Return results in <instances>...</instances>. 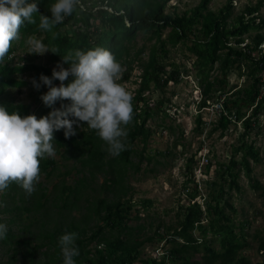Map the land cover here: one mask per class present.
I'll list each match as a JSON object with an SVG mask.
<instances>
[{
	"label": "trees",
	"instance_id": "obj_1",
	"mask_svg": "<svg viewBox=\"0 0 264 264\" xmlns=\"http://www.w3.org/2000/svg\"><path fill=\"white\" fill-rule=\"evenodd\" d=\"M171 0H80L72 15L67 16L63 23L55 25L50 31L39 28L40 14L49 15V8L56 0H34L39 12L33 14L35 23H25L20 27V38L11 43L9 53L0 61V106H4L9 113L16 111L21 116L34 114L29 104L9 101L8 90L33 86V83L18 79V75L40 76L43 74L51 78L50 69L35 64L37 55L26 54L16 60V51L22 47L27 38L35 35L41 39L49 49H55L56 54L47 52L50 60L57 64L62 63V57L77 49L86 51L95 47L108 49L121 64L123 72L119 81L127 82L134 69L133 64L139 62L141 73L138 88L132 100L133 119L126 126V136L123 138L125 150L118 155L107 151V145L97 135L95 130L89 129L84 122L80 126L74 125L76 135L65 138L64 130L55 131L54 141L59 148L65 147L74 166L77 164V177L72 185H67L62 179L59 184L53 185L54 202H62L68 210L76 209L81 200L88 202L87 215L80 221L83 227L70 224L66 227L67 233H76L75 246L79 255L74 257L76 264H134L141 255L140 248L154 238L138 240L134 237V228L128 226L130 220L131 201L123 199L125 188L123 180L128 170L139 171L143 161L151 158L145 154L149 138L154 133L146 126L147 121L158 114L163 118L173 115L172 108H165L169 100H157L150 105L146 94L152 91L164 92L170 83L179 84L182 73L180 67L169 60V48L183 45L193 57L191 69L201 88L202 98L199 108H205L210 103H220V113L217 124L213 125L208 136L221 130L227 131L231 124L241 122L244 132L241 133L239 144L233 148L227 163L219 164L214 172L212 185L217 190L211 191L198 202L196 173H192L195 156L187 159L186 167L191 171L188 182L194 183L191 192H188V203L181 207V217L176 225L166 229L167 235H158V241L165 240L170 244L169 249L159 259L141 260L143 264H250L249 260L239 256L246 247L245 241L235 233V225L226 213V208L234 211L226 196L229 190H240L238 178L241 171L250 181L251 188L257 190L258 196L264 205V188L256 180H251L252 167L250 161H261L259 152L252 144L245 141L246 136L259 127L261 113H264V19L259 14L264 7V0H257L254 5H248L233 16V0L217 11L208 9L210 0H202L194 9L181 15L176 13L165 14V8ZM31 2V0H30ZM169 29L165 35L164 32ZM137 40L149 42L148 46L136 48ZM147 51V58L142 60L141 55ZM67 68L69 65L64 64ZM235 71L238 77L245 76L250 84L243 88L237 85L228 88V75ZM216 72L215 76H210ZM72 77L65 81L70 83ZM53 80V83H59ZM40 83L36 89L35 101L45 89ZM35 88V87H34ZM216 99L215 102L211 100ZM57 103L67 104L69 101H57L52 108L44 103L42 115L57 109ZM176 110V109H175ZM195 131L202 134L206 123L200 117L196 119ZM163 129L173 132V128L164 126ZM181 139V138H180ZM176 140L174 144H177ZM141 144V150L136 147ZM182 145V144H181ZM238 153L241 158L236 159ZM137 158V163L133 158ZM40 175L50 178L57 168V162L52 157L40 160ZM206 172L210 169L207 160ZM103 172L109 176L100 187L114 194L113 199L96 198L88 193L92 191V183L97 173ZM65 174H70L69 171ZM203 175V176H204ZM201 176V182H204ZM206 184L207 181H206ZM40 187V184L37 185ZM21 187L13 182L3 191L2 198L10 200L16 196L23 202L22 206L14 205L15 215L10 223L22 219L23 213H30L32 209L39 211L45 207L48 197L45 192H32L23 198L18 192ZM102 189V190H103ZM20 195V196H19ZM90 195V196H89ZM145 205V204H144ZM56 206V205H55ZM47 211V208L45 209ZM95 218L93 232L87 236V223ZM34 221V220H33ZM206 221L207 224L202 222ZM197 233L200 237H196ZM43 241L31 246L29 239L19 241L7 228L5 238L0 243L9 252V263L16 261L19 253L27 259L28 264H35L40 249L45 252L54 247L44 264H63L59 237L63 235L62 228L55 233H42ZM219 242V250L213 248V241ZM242 237V236H241ZM256 237V236H255ZM260 239V238H259ZM100 247V248H98ZM258 252L264 264V236L259 240ZM199 260L192 261L193 256Z\"/></svg>",
	"mask_w": 264,
	"mask_h": 264
},
{
	"label": "rangeland",
	"instance_id": "obj_2",
	"mask_svg": "<svg viewBox=\"0 0 264 264\" xmlns=\"http://www.w3.org/2000/svg\"><path fill=\"white\" fill-rule=\"evenodd\" d=\"M202 0H171L165 8V14L176 13L178 15L197 7ZM227 0H210L208 3V9L217 11L219 8L226 4ZM257 0H233V16L244 9L248 5H254ZM264 19V7L261 8L259 13ZM167 29L163 37L168 33ZM148 46L149 42L144 40H137L136 48L141 46ZM28 46L25 44L19 47L16 54L15 62H18L19 57H23L28 54ZM28 52V53H27ZM169 60L177 64L180 70L185 71L182 73L181 81L179 84L170 83L164 92L152 91L146 94V98L149 100L150 105L163 97L169 100V103L165 105V108H172L174 110L173 115L169 113V117L163 118L162 114H158L153 119L147 121L146 126L150 128L154 133L149 138L146 145L145 154L151 158L149 162L143 161L139 165V171L135 172L134 169L128 170L125 179L123 180V186L125 188V194L123 199L131 201L130 220L128 226L134 228V237L138 240H144L147 238H154L151 242H146L141 248V255L139 260L134 264H143L141 260L147 259H159L163 257L164 253L169 249L170 244L165 240L158 241V235H167L165 230L172 228L176 225L177 220L181 217V207L188 202L187 194L192 191L194 183H189L190 170L186 167L187 159L191 156H195L194 166H192V173H196L197 182V200L203 203V199L212 190L216 191V186L212 185L214 181V172L216 167L221 163H227L231 157L233 148L239 143L240 135L244 132L241 122L237 124H231L227 131L221 134V130H218L208 136V132L211 127L217 124L219 114L211 112V105L205 108H199V103L202 98L201 88L195 78V72L191 69L193 57L187 52L183 45H178L175 48H169ZM143 61L147 58V51L141 55ZM35 64L41 65L48 69L53 70L56 66L47 53L43 56L37 55ZM139 62L133 64L134 69L131 73L129 81L120 83L132 96L135 90L138 88L139 75L141 69ZM58 70V69H57ZM217 73H211V77ZM17 78L32 83L35 79L36 82H40L39 77L28 74L18 75ZM59 83H53L54 86H59ZM250 84V80L245 76L238 77L235 71H231L228 75V90L237 85V87L243 88ZM43 85V83H41ZM45 86V85H44ZM22 93H18V89H9L8 99L14 104L22 103L29 104L37 118L46 116L48 113L42 115L43 102L40 97L48 91L45 86L44 91L39 97V102L35 101L34 95L36 88L30 86L22 87ZM216 99L211 100L215 102ZM61 107L60 103H57V109ZM176 109V110H175ZM198 116L202 123H206L202 134H198L195 131L196 119ZM260 128H254L245 138L248 144H252L259 152L261 161L259 163H253L250 161L252 167L251 180H256L260 187L264 188V113H261ZM86 125V123H85ZM171 126L173 132L167 129H163L164 126ZM55 134V133H54ZM55 137V135H54ZM181 138V139H180ZM177 144H174L175 141ZM55 148V155L52 157L57 162V168L53 172L50 178H46L43 174L40 175L39 182L35 184V191L37 195L43 191L48 197V201L45 207L39 211L30 213H23L22 219L16 220L14 223H10L14 212V205L22 206L23 202L16 196L15 199L10 200L8 198H2L0 192V223L5 224L8 230L18 238L19 241L29 239L31 246L33 244H40L43 241L42 233L51 232L55 233V230L59 227L62 228V232L66 233V227L70 224H76L83 227V223L80 221L85 215H87L88 202L81 200L76 209L68 210L64 208L63 203L54 202L53 198L56 193L52 190L53 185L59 184L64 179L67 185H72L74 178L77 177V169L79 166L76 164L73 169L74 163L72 160L66 159L69 157L67 151L64 152L65 147L59 148L57 143L52 141ZM182 144V145H181ZM141 150L142 145L139 144L136 147ZM241 158V153H238L236 159ZM137 163V158L132 159ZM210 163V169L206 175L205 164L206 161ZM69 171L70 174H65ZM204 175V176H203ZM201 176H203L204 182H201ZM106 176L103 172L97 173L93 179L92 191L88 193L96 198L113 199L114 194L112 191L103 189L101 184L104 182ZM206 181L208 184H206ZM240 190L236 191L235 188L229 190V194L226 198L233 207L234 211L226 208V213L235 225V233L240 237L241 241H245L246 247L240 251L239 256L249 260L250 264H261L262 256L257 250L259 240L264 236V205L261 198L258 196V191L253 190L250 185L249 179L241 171L237 180ZM40 184V187L37 185ZM103 189V190H102ZM33 191V192H35ZM23 198H27L30 195L22 188L19 189ZM89 195V196H90ZM20 196V195H19ZM145 204V205H144ZM56 205V206H55ZM47 208V211L45 209ZM34 220V221H33ZM95 218H91L87 223V236H89L95 229ZM207 224L206 221L202 222ZM170 234L171 230L169 229ZM196 237H200L197 233H194ZM242 236V237H241ZM256 236V237H255ZM209 240H214L212 245L217 251L219 250V242L216 239H211V234H207ZM260 238V239H259ZM54 247H49L45 252L44 249H40L35 264H44L48 261V258ZM100 248V247H98ZM197 256H193L192 261L199 260ZM9 252L6 247L0 243V264H28L26 258L23 257L20 252L16 261L9 263ZM200 264V263H196Z\"/></svg>",
	"mask_w": 264,
	"mask_h": 264
},
{
	"label": "clouds",
	"instance_id": "obj_3",
	"mask_svg": "<svg viewBox=\"0 0 264 264\" xmlns=\"http://www.w3.org/2000/svg\"><path fill=\"white\" fill-rule=\"evenodd\" d=\"M80 0H56L49 8L50 16L40 14L39 28L50 31L73 14ZM39 12L34 0H0V61L9 53L11 43L20 38V27L27 21L35 23L33 14ZM29 54L43 56L55 49L49 47L35 35L27 38ZM64 64L69 65L65 68ZM58 69V70H57ZM123 68L114 55L105 48L95 47L69 52L52 70L51 78L40 76L48 91L40 99L52 108L59 100L61 104L46 116L35 114L21 116L0 106V192L10 183H17L29 195L35 191L40 178V160L55 155L54 132L63 129L65 138L76 135L74 125L86 123L89 129L105 142L107 151L118 155L125 150L123 138L126 126L133 119L132 94L120 83ZM72 77L70 83L65 81ZM53 80L60 81L59 86ZM39 90L40 83L32 80ZM207 162V161H206ZM2 206V205H0ZM7 226L0 223V239L5 238ZM76 233H65L59 237L63 264H76L79 255L75 246Z\"/></svg>",
	"mask_w": 264,
	"mask_h": 264
},
{
	"label": "built area",
	"instance_id": "obj_4",
	"mask_svg": "<svg viewBox=\"0 0 264 264\" xmlns=\"http://www.w3.org/2000/svg\"><path fill=\"white\" fill-rule=\"evenodd\" d=\"M220 103L216 104V105H211V112H213L214 114H219L220 113Z\"/></svg>",
	"mask_w": 264,
	"mask_h": 264
}]
</instances>
